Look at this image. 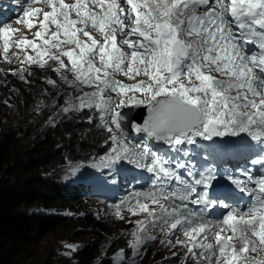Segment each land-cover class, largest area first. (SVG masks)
Segmentation results:
<instances>
[{
    "label": "snow or ice",
    "instance_id": "1",
    "mask_svg": "<svg viewBox=\"0 0 264 264\" xmlns=\"http://www.w3.org/2000/svg\"><path fill=\"white\" fill-rule=\"evenodd\" d=\"M43 2L50 11L32 8L23 13L28 29L38 22L35 37L43 44L28 39L12 42L10 33L15 30L4 25L0 27V39L5 59L12 43L17 48L43 49L37 50L35 57L26 54L25 60L37 63L47 55L58 62L55 71L61 79L80 92L69 96L62 112L85 108L97 111L103 121L101 126L116 144L110 155L100 158L104 166L129 161L154 174L156 192L143 195L159 211L139 199L134 205L128 204L133 215L146 214L145 220L138 221L133 229L137 244L155 240L153 231L178 229L186 239L177 237L175 243L184 246L192 264H264V256H258L264 253V171L255 177L245 173L243 180L229 177L251 202L244 208L224 205L222 218L209 227V222L202 217H194L181 209L187 207L186 201L205 206L213 204L206 198V191L197 189L209 188L216 179L215 174L208 170L196 174L199 178H195L189 170L187 175L192 179H185L174 170L185 168L183 163L177 161L173 166L147 142L142 145L127 140L122 127L126 116L117 111L129 104L145 105L147 118L141 125L132 124V128L143 133L147 140L161 142L176 148L177 152L180 151L177 146L195 144L197 138L212 141L214 137H240L241 140L250 137L251 141L264 145V0ZM50 25H55L56 30L51 31ZM89 28L99 30L102 42ZM118 35L123 37L119 44L128 51L119 46ZM61 57H67L70 67ZM61 69L67 71L61 73ZM25 71L21 68L12 75L25 80ZM68 72L72 74L71 79ZM116 75L131 80L138 76L146 79L125 85L115 79ZM47 83L55 85L50 78ZM83 88L92 90L81 91ZM106 92H116L118 102L110 96L106 98ZM128 93L132 95L124 99ZM136 93L142 97L135 98ZM89 119L91 122L92 117ZM252 163H259L264 169V158L253 159ZM173 184L180 186L168 187ZM221 194L227 199L226 192ZM161 197L171 203L166 207ZM139 232L148 234L140 237ZM161 242L172 244L171 238Z\"/></svg>",
    "mask_w": 264,
    "mask_h": 264
},
{
    "label": "rangeland",
    "instance_id": "2",
    "mask_svg": "<svg viewBox=\"0 0 264 264\" xmlns=\"http://www.w3.org/2000/svg\"><path fill=\"white\" fill-rule=\"evenodd\" d=\"M38 8L42 11H49L47 10L49 8L44 6ZM25 19L23 16L22 19L18 20L20 21L19 23L16 21L8 25L10 28L13 27L11 29L15 30L10 33L11 41L14 42L18 39H28L31 41L34 37L36 39H34V43L42 45L43 41L35 37V31H28L26 28L25 33L23 32L22 29L26 27L24 23ZM55 30L53 28V31ZM88 30L96 39L102 42V34L90 29ZM122 39L123 37L120 35L117 36L118 44ZM119 46L124 49L122 44H119ZM35 51L30 47L17 48L12 43L7 54L8 59H5L3 40L0 39V140L4 139L5 134L10 135V130H19L28 117L32 121L41 119L44 116H48L50 119V116L47 115L50 112L52 114L54 112L59 118L64 117L66 113L62 112L61 109L66 106L65 102L69 99V96L80 94L73 86L66 84L61 79L60 74L55 71L58 67V62L49 59L47 55L43 57V61L37 63L27 62L25 55L35 57ZM51 51L53 53L57 52L56 49H51ZM61 58L70 67V61H68L67 57ZM21 61L24 62L21 63ZM21 68L26 69L24 72L25 80H21L19 75H12L13 72ZM60 71L64 73L67 70L61 69ZM29 73L31 74L29 75ZM67 74L71 79L72 74L70 72ZM49 78L55 81V85L47 83ZM115 79L122 81L125 85H132L137 80H145L146 77L138 76L136 80H131L126 76L116 75ZM91 90L89 88H83L81 91ZM104 95L106 98L110 96L114 102H118L119 100L116 92H106ZM130 95L132 93H128L123 98L127 99ZM141 97V93L135 94V98L139 99ZM133 106L129 104L128 107L118 108L117 111L123 112L122 110ZM135 107L143 109L146 106L140 105ZM85 109L89 113L93 110L94 114H92V117L95 115L96 121L102 127L103 121L99 119L97 111L95 109ZM132 109L134 110L135 108ZM45 112H47L46 115ZM74 112L71 111L69 113ZM111 126L115 128L114 125ZM103 129L105 131L104 138L107 142L104 150L101 151L104 152L102 155H91V159L86 163L73 162L63 164L45 175L49 180L52 179L51 181L64 184L68 187L76 186L77 188L80 185L89 186L91 192L89 194L84 192L81 195L79 201L81 204L75 207V210L68 209L63 214L68 215V217H75V215L80 217L91 216L94 223L88 227H59L44 236L41 240L25 245L21 248L22 255L19 264H72L70 261H67L70 255L78 247H83L92 241L101 245L103 255L110 252L109 249L114 242H120L119 245L122 248L110 258L112 264H192V261L189 259L190 254L185 253L184 246L175 243L177 237L181 240L186 239L178 229L153 231L151 234L156 236L155 240H146L143 243L137 244L136 237L132 234L133 229L136 228L138 221L145 220L146 214L137 212V214L133 215L128 208V204L134 205L136 200L139 199L141 202L148 203L150 208H157V211H159V208L157 205H153L150 199H146L143 195L149 193V191H131L126 182L130 175L136 171L147 170V168L137 167L129 161L116 162L111 167L104 166L105 162L101 161L100 158L110 155L111 148L116 147V144L110 140L108 131L105 128ZM118 133L119 131L116 130L115 134L118 135ZM124 137L132 142H140L142 145L147 142V145L157 151L159 155L161 151L174 152L176 150V148L166 144L163 146H154L143 135L137 136L136 138L126 135ZM217 139L237 141L240 138L219 137ZM246 139H250V137ZM14 143H17L15 146L20 149L18 152L29 148L26 139L22 140V133L20 132L17 133ZM245 149L249 150V147H245ZM137 193L141 195L136 196ZM161 202L166 207L170 203L162 197ZM169 210L171 211V209ZM147 234L145 232L138 233L140 237H144ZM169 238H171L172 244L169 245L161 242L167 241ZM209 241H212L211 235H209ZM68 245L75 246V248L67 247ZM258 256H264V253H260Z\"/></svg>",
    "mask_w": 264,
    "mask_h": 264
},
{
    "label": "trees",
    "instance_id": "3",
    "mask_svg": "<svg viewBox=\"0 0 264 264\" xmlns=\"http://www.w3.org/2000/svg\"><path fill=\"white\" fill-rule=\"evenodd\" d=\"M92 114L93 110L83 109L60 118L54 112L47 114L50 119L44 116L32 121L28 117L19 130H10V135L0 140V264H19L22 247L59 227L94 223L91 216L63 214L81 204L80 189L45 177L63 164L86 163L91 155L104 153L105 131ZM18 132L29 145L21 152L14 143ZM119 244L114 242L103 255L101 245L92 241L78 247L67 261L112 264L111 256L122 248Z\"/></svg>",
    "mask_w": 264,
    "mask_h": 264
},
{
    "label": "water",
    "instance_id": "4",
    "mask_svg": "<svg viewBox=\"0 0 264 264\" xmlns=\"http://www.w3.org/2000/svg\"><path fill=\"white\" fill-rule=\"evenodd\" d=\"M135 108L133 111V114H131V116L128 119H125L124 121H122V127H123V131L127 134L130 135H139V134H143V133H138L136 132L133 128H132V124H137V125H141L143 123V120L147 118V110L146 107L143 109H140L138 107H130ZM129 109V108H127ZM123 112H121L122 114H126V109L122 110ZM155 143L158 144H163L161 142H156L155 140H152Z\"/></svg>",
    "mask_w": 264,
    "mask_h": 264
},
{
    "label": "bare ground",
    "instance_id": "5",
    "mask_svg": "<svg viewBox=\"0 0 264 264\" xmlns=\"http://www.w3.org/2000/svg\"><path fill=\"white\" fill-rule=\"evenodd\" d=\"M67 3H69L68 1H66ZM45 11V10H44ZM50 11V10H49ZM34 19V21L37 19V18H33ZM39 19H42V16L41 17H39ZM35 26H36V28H35ZM35 26L32 28V29H28L27 28V26L24 28V29H22L23 30V32L25 33V30H26V28H27V30L28 31H38L39 30V24H38V22H36L35 23ZM11 28H13V27H11ZM53 28H55V25H50V30L51 31H53ZM90 30H92V31H95V32H97V33H99V34H101L100 32H99V30L98 29H92V28H89ZM35 34V33H34ZM32 36V35H31ZM34 36V35H33ZM134 38V37H133ZM34 37H33V39L31 40L32 42H34ZM36 40V39H35ZM39 40H41V39H39ZM124 46V45H123ZM68 47V46H67ZM124 50L125 51H127V48H126V46H124ZM37 51V50H36ZM35 51V52H36ZM54 51V50H53ZM133 109H131V108H129V109H126V114H124L125 116H126V119H128L130 116H131V114H133ZM243 135H245V134H243ZM231 139V138H230ZM229 141H231V140H229ZM244 149H245V147H250V145H249V143H247V142H243V143H241L240 144ZM142 191V190H141ZM144 192V191H143ZM150 192V191H149ZM146 193V192H145ZM169 204V203H168ZM239 242L237 241V244H238Z\"/></svg>",
    "mask_w": 264,
    "mask_h": 264
}]
</instances>
